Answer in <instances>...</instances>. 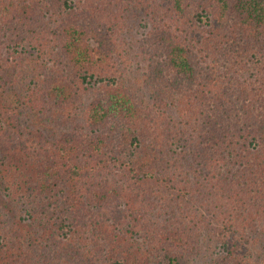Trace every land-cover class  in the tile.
<instances>
[{
    "label": "trees",
    "instance_id": "trees-1",
    "mask_svg": "<svg viewBox=\"0 0 264 264\" xmlns=\"http://www.w3.org/2000/svg\"><path fill=\"white\" fill-rule=\"evenodd\" d=\"M264 264V0H0V264Z\"/></svg>",
    "mask_w": 264,
    "mask_h": 264
},
{
    "label": "rangeland",
    "instance_id": "rangeland-1",
    "mask_svg": "<svg viewBox=\"0 0 264 264\" xmlns=\"http://www.w3.org/2000/svg\"><path fill=\"white\" fill-rule=\"evenodd\" d=\"M195 264H199L198 262H194Z\"/></svg>",
    "mask_w": 264,
    "mask_h": 264
}]
</instances>
